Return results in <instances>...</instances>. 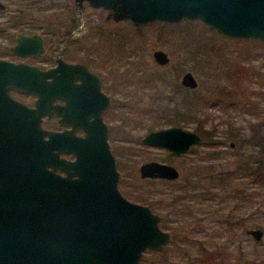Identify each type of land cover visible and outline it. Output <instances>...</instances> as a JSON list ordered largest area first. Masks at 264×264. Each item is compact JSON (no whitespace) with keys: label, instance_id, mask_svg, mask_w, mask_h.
I'll return each mask as SVG.
<instances>
[{"label":"water","instance_id":"95a60500","mask_svg":"<svg viewBox=\"0 0 264 264\" xmlns=\"http://www.w3.org/2000/svg\"><path fill=\"white\" fill-rule=\"evenodd\" d=\"M89 2L110 9L108 15L114 19L134 24L199 20L224 37L264 42V0ZM33 39L23 36L20 41ZM154 57L162 64L168 61L161 49L154 51ZM55 69L0 59V264H140L144 252L160 249L170 233L160 227V214L121 191L101 108L83 109L76 101L65 107L72 114L71 129L57 132L42 127V115L60 111L52 104ZM181 83L192 89L198 86L191 71L182 75ZM10 89L35 94L34 106L14 98ZM96 92L102 95L98 86ZM77 126L84 136L74 134ZM200 140L198 132L177 125L142 138L145 144L170 150L166 160ZM60 152L75 158H62ZM139 172L141 177L169 179L179 173L174 165L156 160L143 162ZM246 233L260 240L264 231L254 227Z\"/></svg>","mask_w":264,"mask_h":264},{"label":"rangeland","instance_id":"374dc122","mask_svg":"<svg viewBox=\"0 0 264 264\" xmlns=\"http://www.w3.org/2000/svg\"><path fill=\"white\" fill-rule=\"evenodd\" d=\"M95 14L97 20L102 12L95 10ZM93 35V42L100 41L95 58L100 60L105 53L110 56L98 68L111 77L117 73V79L130 83L125 90L134 107L128 104L130 107L121 110L114 104L109 112L108 140L120 164L117 167L124 178L125 190H130L132 198L142 193L154 212L167 217L163 229L174 235L160 257L169 255L173 264H187L191 258L204 254V246L207 252L219 249L223 264H264V234L255 240L246 233L254 227L264 231V204L260 209L255 205L260 198L264 199V193L238 202L237 199L219 202L220 196L230 195L229 191L237 185L245 186L248 179L227 181L223 191L215 186V192L212 187L223 172L232 170L243 156L244 160L248 158L245 146L232 136L230 122L247 135L251 132L250 123L264 120V42L224 37L199 20H182L178 24L155 20L141 26L130 21L102 20ZM159 47L172 58L167 67L158 66L152 58L151 51ZM184 70L193 72L197 79V88L190 91L196 97L190 101L196 103L199 115L181 126L196 130L199 118H207L203 127L208 134L206 139L203 136L205 142L171 160L179 170V177L168 183L157 182L159 191L152 193L154 182L138 176L137 169L148 160L163 161L167 152L142 144L141 138L148 130L168 121L164 117L158 120L153 110L168 109L169 119L174 117L179 97L168 100V107L163 102L175 88L181 87L179 76ZM179 91L185 93L183 88ZM24 99L31 103L33 96ZM177 108L185 109V104ZM120 113L122 118L118 121L115 118ZM167 125L170 124L164 126ZM188 182L190 186L184 185ZM177 184L185 187L179 189ZM248 187L250 192L256 190L252 182ZM212 192L219 196L210 197ZM186 194L189 197H181ZM158 257L151 251L144 252L140 264H156ZM217 259L215 264H222L221 258Z\"/></svg>","mask_w":264,"mask_h":264},{"label":"flooded vegetation","instance_id":"af4514ba","mask_svg":"<svg viewBox=\"0 0 264 264\" xmlns=\"http://www.w3.org/2000/svg\"><path fill=\"white\" fill-rule=\"evenodd\" d=\"M95 10L102 12L97 20L95 18ZM110 12H112L110 9L103 8L101 6H93L89 2V0H0V59L12 61L15 63L35 65L42 70H51L52 68H56V97L52 100V104L57 106L60 111L58 114L55 113L53 115H42L41 125L44 129L57 132L71 129L72 125L68 122H70L72 114L71 111H66L65 107L71 108V106H75L77 103L76 101H78L77 105H79L83 109L95 106L101 108L102 121L108 126L107 133L109 139V132L111 128V124L109 123V112L114 104L121 110L125 109L126 106L130 107L128 104L134 107L131 101L128 100L130 94L125 90L127 86H130V83H127L128 81L121 80L120 78V80L117 79L116 70H114L116 74H112V78L110 73L105 74L104 70L98 68L100 66H103L104 63L106 64L107 59L110 56L105 53L102 57H100V60L99 58H95L100 41L95 40L93 42V32L96 26L99 27L102 20H105V22L112 21L114 23L130 21L135 26L145 25L150 22L134 24L129 19L117 20L108 15L110 14ZM23 36H33L34 39L32 41H20V38ZM109 45L110 44L108 43V46ZM157 49L161 48L159 47ZM155 50L156 48L151 51L154 62L158 66L167 67L172 61L169 53L166 50L161 49L168 55V61L162 64L159 63L154 57ZM70 65L74 68L69 67ZM186 71L187 70H184L180 73L179 83L181 87L175 88L172 94L167 97V99L163 102L166 103L165 106L168 107V100H172L175 97H179L177 103H180V105L178 106H181V104H185L186 106L188 105L191 96L190 91L192 90V88L181 83V77ZM109 72H111V70ZM91 75L93 77H91ZM96 86H98V89L103 96L96 92ZM179 88H183L185 93L180 94ZM10 93L14 98L25 103L26 105L30 107L34 106V101L36 99L35 94L19 89H10ZM24 96H33V101L31 103L25 102ZM107 98L109 102L106 105ZM178 106H175L174 108ZM152 108L154 107L152 106ZM155 111L157 112L156 117L158 118V120L159 117L162 116L165 118V116L170 112V110L168 109H164L163 111L159 112L158 108L153 110L152 112L154 113ZM183 117L186 119L188 118L187 121H184L183 123L180 122L179 124L169 123L170 125L167 126H164L165 124L159 125V128L150 129L145 133V135L150 131L160 128H166L173 125H177L184 129H187L181 126V124H185L186 122L191 120V118L186 113ZM121 118L122 114L120 113L115 119L119 121ZM89 119H93V116H90ZM204 124V118H199L198 125L204 128ZM194 131L199 133V135L201 136V140L198 143L191 144L188 150H186L185 152H182L178 155H172L169 160H166L165 157L170 152V150L161 146H154L151 144L143 143L142 138L145 135L141 138V143L144 145L165 149L167 153L164 156V160L156 161L172 164L171 160L174 157L185 154L190 151L192 146L202 143L204 141L203 136L206 139L201 130L196 128V130ZM74 134L76 136H84L85 131L83 130V128L77 126V128L74 129ZM45 138H47V136H45ZM59 155L60 157L66 159L75 158L72 153L60 152ZM132 156H135V152L132 153ZM118 164L119 162H117L116 159V165ZM137 172L138 176H140L139 167L137 169ZM61 174L64 175L65 172H61ZM179 175L180 173H178V177ZM144 178H150V180L154 182L151 185L152 193L159 191V189L156 187L157 182L168 183L170 180H174L164 177ZM122 180L123 176H121L120 172L119 184L121 191ZM184 185H189V182ZM184 185L177 184L179 189L185 187ZM181 197H189V195L186 194ZM147 205L153 208L152 205ZM191 213L192 212L188 211V214L190 216ZM165 220H167V217L162 216V220L159 222V225L162 229L166 228L164 227ZM163 230H167L170 233L168 242L165 243L160 249L150 250L152 253H156V255L159 256V259L154 261L156 264L160 263V261L165 258L164 256L160 257V255L164 253L166 245L172 241L174 235L172 231L168 229ZM165 259L167 260V264H173L170 261L171 258L169 257V255ZM192 262H197V256L191 258L187 264H191Z\"/></svg>","mask_w":264,"mask_h":264},{"label":"trees","instance_id":"16d2710c","mask_svg":"<svg viewBox=\"0 0 264 264\" xmlns=\"http://www.w3.org/2000/svg\"><path fill=\"white\" fill-rule=\"evenodd\" d=\"M255 41L260 42L257 39H254ZM263 43V42H262ZM195 89H192V91ZM196 97L195 95L190 96L191 100ZM196 103L189 101L188 105H185V109H180V108H174V117L169 119V113L165 116L166 119H168L166 123H183L184 121H187L186 118H184V114L186 113L187 115L190 116V118H195L199 115V108H197ZM162 110V109H161ZM160 111V110H159ZM163 111V110H162ZM163 114V113H162ZM163 117V116H162ZM207 118H204V121ZM166 121V120H164ZM203 134L206 135L208 134L206 129L202 128L201 126L197 127ZM250 134L248 133L246 135L242 134L239 130V128H235L233 123L230 122V131L232 133V136L235 137V139H238L241 141V144L245 146L244 151L247 154L248 158L244 160L243 159L238 162L232 170H229L227 172H223L222 176L217 178L216 181L212 183L213 190L216 192L215 186H218L222 191L225 190V186L228 182H233L234 180H237L239 178H247L248 183L245 184V186L240 187L236 186L233 188L229 194H225L224 196H220L219 202L221 200H232L237 199L236 201L238 202L239 199L241 198H248L253 197L254 195L258 196L263 194L264 192L261 191V189H264V120H260L258 122H253L250 123ZM228 181V182H227ZM227 182V183H226ZM252 182L255 184L256 190H253L250 192L248 184ZM124 183V178L122 180V184ZM225 184V185H224ZM122 191L123 193L131 200L134 201H139L141 203L145 204H150L151 202L149 200H145V197L141 194H137V198H132L131 197V192H128L125 190V188L122 186ZM210 197H216L219 196L217 194H214L213 192L209 195ZM230 197V199H229ZM235 202V203H237ZM264 204V199L260 198L259 203L255 204L256 209H260V207ZM204 254L202 256L198 255L197 256V262H192L191 264H215L218 262V257H220L221 261L219 263H224V258L221 256V253L218 252L219 249H214L212 252H207V250L202 246ZM150 252V250H147ZM146 251V252H147ZM166 259L164 258L163 260L160 261L158 264H167Z\"/></svg>","mask_w":264,"mask_h":264}]
</instances>
